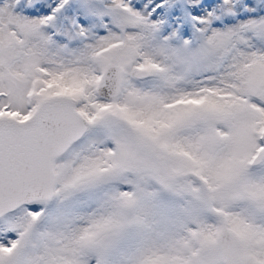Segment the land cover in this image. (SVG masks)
I'll return each instance as SVG.
<instances>
[{"label": "snow or ice", "instance_id": "6c2138e0", "mask_svg": "<svg viewBox=\"0 0 264 264\" xmlns=\"http://www.w3.org/2000/svg\"><path fill=\"white\" fill-rule=\"evenodd\" d=\"M0 264H264V0H0Z\"/></svg>", "mask_w": 264, "mask_h": 264}]
</instances>
